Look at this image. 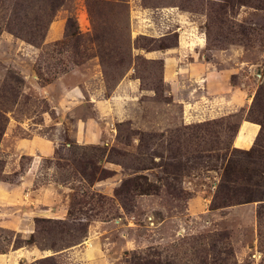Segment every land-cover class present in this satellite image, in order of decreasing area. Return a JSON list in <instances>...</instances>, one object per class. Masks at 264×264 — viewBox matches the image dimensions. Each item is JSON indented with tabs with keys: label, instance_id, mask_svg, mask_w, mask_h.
<instances>
[{
	"label": "rangeland",
	"instance_id": "obj_1",
	"mask_svg": "<svg viewBox=\"0 0 264 264\" xmlns=\"http://www.w3.org/2000/svg\"><path fill=\"white\" fill-rule=\"evenodd\" d=\"M142 3L157 20L137 24L116 0H0V184L25 178L55 198L27 240L0 228V253L42 251L21 264H264V132L251 155L233 146L242 121L264 128V0ZM52 25H65L58 41ZM192 28L247 106L196 119L170 94L178 75L145 53L170 47L178 64V49L196 51L181 48ZM86 118L101 143L73 137ZM33 138L57 147L29 172L35 158L18 143ZM228 187L238 196L225 198Z\"/></svg>",
	"mask_w": 264,
	"mask_h": 264
},
{
	"label": "crops",
	"instance_id": "obj_2",
	"mask_svg": "<svg viewBox=\"0 0 264 264\" xmlns=\"http://www.w3.org/2000/svg\"><path fill=\"white\" fill-rule=\"evenodd\" d=\"M125 1L130 5V8H132V14H135V16L132 15V17L134 16L135 19L133 18V20H135L137 24L144 21L143 18H145L147 14L150 19H153L154 21L157 20L156 15L153 14L156 9L146 7L142 3L143 0ZM165 9L170 11L174 10V12H176V7H167ZM63 26L65 25H62L57 29L53 28L56 26L52 25L48 33L49 41L53 42L60 39L59 37L61 36V33L63 35V30H65ZM54 35L57 36L55 37ZM184 41L185 40L182 37V49L194 51L196 48H199L196 47L192 49L189 45L184 44ZM174 51H176V49L167 47L160 50L146 52L145 55L148 60L162 61L165 65L167 77L169 79L178 75V85L174 84L173 88L172 86H169L171 89L170 94H174L175 96L178 95V104L182 105L185 113L189 112L191 116H196V118L200 119H203L204 116H209L208 119L211 120L216 117L228 116L237 112L240 108L247 106L245 102H249L246 100L242 91L237 90L232 85L230 68L224 65L222 66V64L219 65V62H216L213 59L214 55L207 59L208 56L201 48L197 49L194 53L189 52L186 57L182 55L180 49H178V64H175L172 62L174 58L171 56V53ZM172 65H174V67ZM176 65L178 66V72L176 71L174 73L172 72V69L176 68ZM120 88L119 85L118 87L116 86L112 95L118 94ZM134 88H137V85H134ZM72 93H75L73 96H76L77 92L75 88ZM73 96L71 97L73 98ZM79 98L81 100V95ZM106 98L110 97L106 96ZM112 99L113 97L109 100ZM87 101L93 105V107H96L93 100L89 99ZM187 107H189L188 110ZM62 122L63 121H61V123ZM81 124H83V128H81L82 130H79L81 125H78L77 123L78 130L73 136L75 139L80 137L85 141L87 138L92 139L94 141L93 143L97 141H100V143L102 142L104 139V129L95 128V121L93 119H83ZM260 132V124L254 121H242L239 131L233 140V146L241 150H250L255 146ZM56 147L55 142L41 138L22 139L18 143V148L24 155L35 158V162H33L34 165L32 164V168L28 169L29 172H33L32 169L35 167L36 163L40 162V160L53 156ZM24 179L23 182L20 183V187L15 186L13 188H8L4 183L0 184V210L3 204L8 210V212L0 213V228L9 230L16 236L22 237L21 239L27 240L34 234L36 220L38 217H41L39 216V213H43V211H41V206L46 205L49 207L50 203L55 204V198L53 190H48L47 194H40L39 192L33 191L31 180ZM46 199L50 202H44ZM12 254H14V256ZM12 254L0 253V257H6V264L10 261H13L12 263L21 264V262H31L43 257L42 251L33 247L30 248L29 246L18 247V249Z\"/></svg>",
	"mask_w": 264,
	"mask_h": 264
},
{
	"label": "bare ground",
	"instance_id": "obj_3",
	"mask_svg": "<svg viewBox=\"0 0 264 264\" xmlns=\"http://www.w3.org/2000/svg\"><path fill=\"white\" fill-rule=\"evenodd\" d=\"M184 38V44L189 45L190 48H196V47H203L206 43V38L204 34H200V32L196 29V28H192L190 31H187L185 33H183ZM169 61V60H168ZM188 116L191 114L189 112H187ZM191 117H189L190 119ZM196 118V116H195ZM197 119V118H196ZM97 240V239H96ZM93 243V242H92ZM94 247V246H93ZM48 253V252H47ZM18 254V253H17ZM49 254V253H48ZM53 255V254H52ZM14 256V254H13ZM33 256V255H32ZM51 256V255H49ZM4 257H0V264H6V261L4 260ZM8 262V261H7ZM13 261L8 262L7 264H17V263H12ZM19 262V261H18Z\"/></svg>",
	"mask_w": 264,
	"mask_h": 264
},
{
	"label": "trees",
	"instance_id": "obj_4",
	"mask_svg": "<svg viewBox=\"0 0 264 264\" xmlns=\"http://www.w3.org/2000/svg\"><path fill=\"white\" fill-rule=\"evenodd\" d=\"M117 2H124V3H127L125 0H116ZM128 4V3H127ZM90 11V10H89ZM90 14H91V11H90ZM46 37V36H45ZM254 122H256V123H258L257 121H254ZM258 124H260V123H258ZM263 132H264V128H263V126L261 127V132H260V135L258 136V138L263 134ZM257 141H258V139H257ZM235 150L237 151H239L240 150V152H242V150L241 149H237V148H235ZM254 152V147L253 148H251L250 150H246L244 153H246V154H248V155H251L252 153ZM231 172H227V174H229L230 173V175L228 176V178H230L231 180H232V175L233 174H235V172L233 171V170H230ZM226 182H227V180H226ZM226 188V187H225ZM238 191H236L235 189L233 190L232 188L230 189V187H228V189H225V195H224V197L225 198H227V199H232V197H234V196H238ZM250 202H256V200H253L252 198L251 199H249L248 200V202L247 203H250ZM29 244H32L31 242L29 243Z\"/></svg>",
	"mask_w": 264,
	"mask_h": 264
},
{
	"label": "built area",
	"instance_id": "obj_5",
	"mask_svg": "<svg viewBox=\"0 0 264 264\" xmlns=\"http://www.w3.org/2000/svg\"><path fill=\"white\" fill-rule=\"evenodd\" d=\"M138 33H141V32H138Z\"/></svg>",
	"mask_w": 264,
	"mask_h": 264
}]
</instances>
